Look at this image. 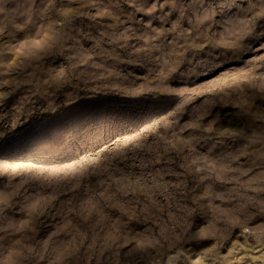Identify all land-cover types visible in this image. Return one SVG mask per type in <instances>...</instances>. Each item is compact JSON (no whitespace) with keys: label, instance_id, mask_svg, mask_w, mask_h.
Segmentation results:
<instances>
[{"label":"rangeland","instance_id":"374dc122","mask_svg":"<svg viewBox=\"0 0 264 264\" xmlns=\"http://www.w3.org/2000/svg\"><path fill=\"white\" fill-rule=\"evenodd\" d=\"M0 264H264V0H0Z\"/></svg>","mask_w":264,"mask_h":264}]
</instances>
